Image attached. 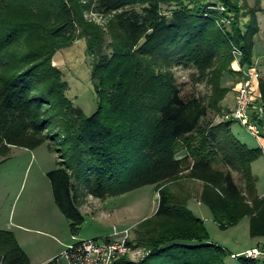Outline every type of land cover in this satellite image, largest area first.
<instances>
[{
  "label": "trees",
  "instance_id": "1",
  "mask_svg": "<svg viewBox=\"0 0 264 264\" xmlns=\"http://www.w3.org/2000/svg\"><path fill=\"white\" fill-rule=\"evenodd\" d=\"M94 1L0 0V164L12 147L47 144L57 156L58 167L47 173L54 203L73 236L84 223L74 179L97 199L156 185V212L135 233L144 256L114 264H227L228 253L186 207L188 194L169 189L182 176L200 181V197L221 227L248 217L251 235H264V198L250 168L263 152L235 137L236 121L221 105L231 90L225 77L242 80L233 49L241 67L254 65L264 0L253 7L245 0ZM93 10L104 26L86 20ZM78 39L93 61L98 104L91 116L66 97L68 83L52 64ZM174 68H193L210 94L183 96ZM258 94L264 106V76ZM211 112L224 119L215 125ZM0 264H30L9 232L0 231Z\"/></svg>",
  "mask_w": 264,
  "mask_h": 264
},
{
  "label": "rangeland",
  "instance_id": "2",
  "mask_svg": "<svg viewBox=\"0 0 264 264\" xmlns=\"http://www.w3.org/2000/svg\"><path fill=\"white\" fill-rule=\"evenodd\" d=\"M245 1L250 7L254 6V0ZM94 2L96 5V0ZM240 2L243 4L244 1ZM260 6L262 11L257 14V19L261 30L255 38L254 65L251 67H255L263 77L264 2ZM85 18L102 26L106 22L104 16L94 10L90 14L86 13ZM52 62L68 83L66 97L80 107L86 116H91L97 109L98 99L95 94V81L91 79L93 61L86 54V40L78 39L70 47L61 49L55 54ZM232 68L235 71L240 70L235 57ZM243 71L247 72L248 66L243 67ZM173 72L183 96L195 93L205 97L210 94L206 82L197 78L193 68H174ZM239 82V76L225 77L223 86L230 87L231 90L221 102L224 112L227 109L234 110ZM224 116L213 112L210 114L215 125L220 123ZM230 130L247 147L262 146L263 155L256 158L250 168L255 177L257 193L264 198V137L254 136L238 122L234 123ZM56 161V154L48 150L47 144L35 150L14 147L10 149L8 159L0 164V231L13 234L17 244L25 250L30 264H49L56 258L60 260V264H68L65 251L76 242H101L112 237L115 232L121 233L125 230L129 231L128 242L133 245L128 244L129 251L118 259L127 257L133 262L142 259L145 252L138 247L135 233L139 226L153 218L156 212L159 197L157 186L146 185L122 195L97 199L87 193L85 185L77 184L74 179L73 192L78 208L84 216V223L80 231L73 236L68 220L54 203L47 177L49 171L58 167ZM232 173L235 182L245 193L241 174L236 171ZM181 178L183 179L178 183L171 184L169 190H181L188 194L186 207L203 221L210 241L228 253L227 264H242L240 256L264 247V235L252 236L250 233V218L241 217L235 224L227 228L221 227L214 211L200 197L201 182L185 176ZM245 199L250 202V199ZM256 264H264V254Z\"/></svg>",
  "mask_w": 264,
  "mask_h": 264
},
{
  "label": "built area",
  "instance_id": "3",
  "mask_svg": "<svg viewBox=\"0 0 264 264\" xmlns=\"http://www.w3.org/2000/svg\"><path fill=\"white\" fill-rule=\"evenodd\" d=\"M233 50L235 59L240 66L242 80L236 89L235 108L228 117L240 123L254 136L264 137V106L259 104L258 94L261 75L255 67H248V71L244 72L243 67L239 64L241 53L235 48ZM128 239L129 231L125 230L121 233L115 232L112 237L101 242L81 240L66 249L65 258L68 264H114L119 256L125 255L129 251ZM263 254L264 247L249 251L243 256L258 259ZM49 264H60V260L56 258Z\"/></svg>",
  "mask_w": 264,
  "mask_h": 264
},
{
  "label": "crops",
  "instance_id": "4",
  "mask_svg": "<svg viewBox=\"0 0 264 264\" xmlns=\"http://www.w3.org/2000/svg\"><path fill=\"white\" fill-rule=\"evenodd\" d=\"M227 105H228V103H226ZM259 148H261L262 149V146H259ZM260 196V195H259ZM261 197V196H260ZM95 208H96V206H95ZM81 212V211H80ZM83 215V214H82ZM84 217V216H83ZM25 251V250H24ZM26 253V252H25Z\"/></svg>",
  "mask_w": 264,
  "mask_h": 264
}]
</instances>
